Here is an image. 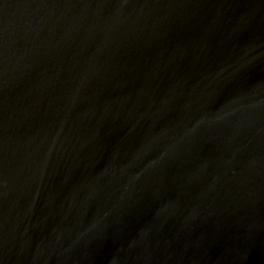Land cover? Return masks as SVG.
<instances>
[{
    "label": "water",
    "instance_id": "1",
    "mask_svg": "<svg viewBox=\"0 0 264 264\" xmlns=\"http://www.w3.org/2000/svg\"><path fill=\"white\" fill-rule=\"evenodd\" d=\"M0 264H264V0H0Z\"/></svg>",
    "mask_w": 264,
    "mask_h": 264
}]
</instances>
